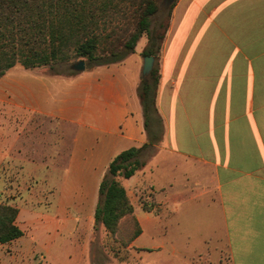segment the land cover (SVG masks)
<instances>
[{"label": "crops", "instance_id": "0c3cea01", "mask_svg": "<svg viewBox=\"0 0 264 264\" xmlns=\"http://www.w3.org/2000/svg\"><path fill=\"white\" fill-rule=\"evenodd\" d=\"M139 54L63 76L16 65L0 78V186L23 233L0 250L26 252L23 217L48 253L69 220L93 218L114 157L156 135L137 95ZM155 63L160 141L116 178L140 235L160 215L207 218L226 264H264V0H175Z\"/></svg>", "mask_w": 264, "mask_h": 264}, {"label": "trees", "instance_id": "16d2710c", "mask_svg": "<svg viewBox=\"0 0 264 264\" xmlns=\"http://www.w3.org/2000/svg\"><path fill=\"white\" fill-rule=\"evenodd\" d=\"M160 3L161 0H0V78L16 65L34 69L85 60V68L91 69L116 64L134 53L143 35L147 44L142 55L153 56L157 61L175 1L166 10L168 21L154 28ZM127 8L133 9L132 29L122 23L114 24L110 17L112 12L121 11L119 17L125 21L130 14ZM158 81L155 63L137 90L148 133L152 116L156 115ZM159 132L158 128L147 144L122 151L110 162L98 189L94 228L102 227L114 234L123 218L137 222L126 190L116 178L129 179L144 166L143 154L160 141ZM17 214L13 206L0 204L1 245L23 235L15 222ZM140 233L138 225L134 237Z\"/></svg>", "mask_w": 264, "mask_h": 264}, {"label": "rangeland", "instance_id": "374dc122", "mask_svg": "<svg viewBox=\"0 0 264 264\" xmlns=\"http://www.w3.org/2000/svg\"><path fill=\"white\" fill-rule=\"evenodd\" d=\"M127 9L130 14L125 21L119 17L121 11L112 12L110 17L114 24L122 23L132 29L135 20L130 15L133 14V9ZM167 21L166 9L160 7L152 26L157 28L159 23ZM157 33L160 34L161 30H157ZM111 40L116 41V38ZM146 44L147 37L143 35L134 50L140 51L139 55L143 56ZM72 62L34 69L46 75L63 76L73 71L70 69ZM15 68L23 69L20 65ZM149 127L159 128L157 123H151ZM5 187L4 184L0 186V204L9 205L4 194ZM144 209L147 208L144 206ZM176 221L175 218L160 215L136 239L134 235L139 224L129 217L120 221L114 234L106 232L102 227L94 228L93 218L74 217L67 223L68 230L60 236L58 243L45 253L38 250L39 239H35L37 234L32 228L29 231L25 227L27 220L22 217L20 224L26 229L22 239L26 252L19 255L16 250H0V264H20L23 263L21 259L26 264H226L223 243L217 241L221 238L218 227L209 228L207 218L190 219L180 226ZM65 239L66 244L63 243ZM133 242L134 248H131Z\"/></svg>", "mask_w": 264, "mask_h": 264}, {"label": "water", "instance_id": "95a60500", "mask_svg": "<svg viewBox=\"0 0 264 264\" xmlns=\"http://www.w3.org/2000/svg\"><path fill=\"white\" fill-rule=\"evenodd\" d=\"M175 0H161L160 6L162 8H168ZM154 57L153 56H144L143 57V64H142V72L141 77L147 78L152 70L154 64ZM70 69L75 72H82L85 70V63L83 60L75 62L70 65Z\"/></svg>", "mask_w": 264, "mask_h": 264}]
</instances>
